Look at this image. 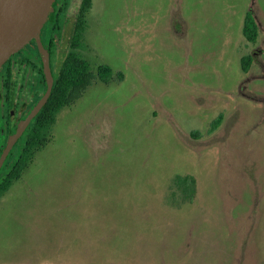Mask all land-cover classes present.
<instances>
[{"label":"rangeland","instance_id":"rangeland-1","mask_svg":"<svg viewBox=\"0 0 264 264\" xmlns=\"http://www.w3.org/2000/svg\"><path fill=\"white\" fill-rule=\"evenodd\" d=\"M84 20L91 82L0 196V264H264V0H91Z\"/></svg>","mask_w":264,"mask_h":264},{"label":"flooded vegetation","instance_id":"flooded-vegetation-1","mask_svg":"<svg viewBox=\"0 0 264 264\" xmlns=\"http://www.w3.org/2000/svg\"><path fill=\"white\" fill-rule=\"evenodd\" d=\"M80 1L81 3L77 11L80 10L83 0ZM68 2L69 0L53 1V9L49 12L39 32L40 42L48 52L53 77L59 68L58 66L56 69V65L58 62L59 64L61 63L70 48L71 27H69L68 35L60 34V24H62L60 21L63 18ZM63 24H65L64 21ZM76 48H79V46ZM64 49L67 51L63 55L60 51ZM45 87L42 54L35 38H31L0 67V156L5 149L8 139L42 96ZM31 120L2 159L0 164V196L6 194L14 181L12 173L15 158L21 156L23 162L27 161L26 133ZM22 170L23 168L20 174Z\"/></svg>","mask_w":264,"mask_h":264},{"label":"trees","instance_id":"trees-1","mask_svg":"<svg viewBox=\"0 0 264 264\" xmlns=\"http://www.w3.org/2000/svg\"><path fill=\"white\" fill-rule=\"evenodd\" d=\"M90 4L91 0H83L80 10L77 11L71 31L70 48L54 74L53 85L46 102L35 114L27 128V159L34 147L44 143L43 132L54 121L55 114L60 107L67 103L73 95L80 93L91 82L92 73L88 70V62L76 51V47L81 44L80 39L85 26L84 13L89 9ZM257 29V23L251 11H246L242 25L244 37L248 41H255ZM240 62L243 70H247L251 64V56H242ZM111 72L112 69L107 64L97 66V74L102 80L106 81ZM40 73L42 76L41 69ZM42 80L44 81L43 77ZM22 162L21 156L15 158L12 173L13 180L19 177L25 163ZM175 183L182 190L183 196L191 200L194 193V178L191 175H176Z\"/></svg>","mask_w":264,"mask_h":264},{"label":"water","instance_id":"water-1","mask_svg":"<svg viewBox=\"0 0 264 264\" xmlns=\"http://www.w3.org/2000/svg\"><path fill=\"white\" fill-rule=\"evenodd\" d=\"M53 1L0 0V67L31 38H35L42 54L43 73L46 82L44 93L8 139L0 156V164L5 153L22 133L31 118L45 103L53 85L54 77L50 67L48 52L41 44L39 38L40 29L46 21L49 12L53 9Z\"/></svg>","mask_w":264,"mask_h":264}]
</instances>
